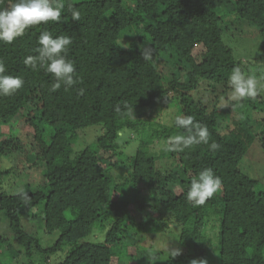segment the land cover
<instances>
[{
  "label": "trees",
  "instance_id": "trees-1",
  "mask_svg": "<svg viewBox=\"0 0 264 264\" xmlns=\"http://www.w3.org/2000/svg\"><path fill=\"white\" fill-rule=\"evenodd\" d=\"M15 2L0 0V8ZM58 2L65 5L59 22L31 26L11 44L0 41L5 74L24 80L13 95L0 96V122L9 127L0 136V157L11 156L24 166L32 156L43 179L35 189L26 184L13 194L0 182V214L14 234L9 245L0 236L1 260L10 252L11 258H27L22 264H37L35 254L49 261L63 251L61 264H119L122 255L130 257L129 238L137 262L157 264L166 256L154 246L159 247V236L174 233L164 230L172 220L179 235L170 259L198 264L208 256L204 229L214 211L217 264H264V174L253 176L241 168L254 140L264 153V94L232 99L229 77L234 68L243 73L245 62L226 40L253 27L264 50V0ZM73 11L79 20L72 19ZM44 31L71 37L75 85L52 91L54 77L25 63L37 56ZM127 34L132 38L126 40ZM160 60L184 73L186 81L177 73L165 80L156 64ZM174 105L179 117L207 127L208 144L167 150L172 138L189 135L176 120H155ZM20 123L25 139L16 132ZM95 124L103 126L102 133L74 154L76 133ZM155 140L163 143L159 153L149 148ZM128 142L133 154L120 150ZM213 142L216 149L210 147ZM123 158L131 170L120 179L114 171ZM206 167L220 177L221 187L203 205H193L187 191ZM18 169L12 165L0 175L14 171L21 178ZM139 212L146 214L139 219ZM36 221L44 233L28 228ZM97 224L106 230L104 240H86ZM146 235L152 245H145Z\"/></svg>",
  "mask_w": 264,
  "mask_h": 264
},
{
  "label": "rangeland",
  "instance_id": "rangeland-1",
  "mask_svg": "<svg viewBox=\"0 0 264 264\" xmlns=\"http://www.w3.org/2000/svg\"><path fill=\"white\" fill-rule=\"evenodd\" d=\"M126 3H130V0H124ZM243 24L247 23H240L238 26H241ZM232 27V31L235 32V27ZM250 26H248L249 28ZM247 29V28H246ZM251 32L255 33L254 28L251 27ZM251 32H244V33H237L236 36H231L229 40V37L226 38L227 41H229V45L233 48L234 53L236 57L242 59L245 64H243V74L245 76H251L257 81V92L260 91L261 94H264V81L261 79L264 75V50L261 48V41L259 38L256 37L255 34ZM126 40H129L132 38L131 35L127 34ZM231 42V43H230ZM245 59V60H244ZM260 61V62H258ZM158 64V68L161 70V72L167 77H165V80H169L173 77V74L177 73L179 76V79L184 82L186 81V75L184 73L180 74L178 71L172 68L171 64L164 65V61L156 62ZM263 82H261V81ZM175 107V108H174ZM163 111V113H161ZM159 114L154 115L156 116L155 120L157 121H166L168 120L170 124L171 121H175L177 117H179L176 112L178 113V110L176 106H169L167 108L164 107ZM175 112V116H173ZM228 116L227 112L224 114ZM226 123H230V120ZM3 124L0 122V125ZM221 127H225V124L221 123ZM0 126V136L8 130L9 127ZM22 125L21 123L16 127V132H18L19 137L25 139L24 134L22 131ZM4 130V131H2ZM103 126L101 124H95L88 126L82 130H80L79 133H76V136L73 138V152L78 153L80 150L84 149L85 147L91 145L96 140L97 136L102 133ZM130 136V133L125 130L123 131V137L126 139ZM122 137V138H123ZM163 143L159 140H155L153 144H150L149 148L153 153H159L160 148L162 147ZM135 147L133 145H130V143H126V145L122 144V147L120 150L125 151L126 154H133L135 152ZM155 151V152H154ZM31 156V155H30ZM122 158V157H119ZM125 158H123V161L118 168L114 171L117 177H120V179H123L126 177L127 174H129L131 167L130 162H128ZM32 156L26 161V164L24 166H21V163H17L16 159H12L11 156L9 157H0V172L11 167L12 165H18V172L22 175L20 178V175L17 176L14 171H12L10 174L4 173L3 175H0V182L3 186V188L10 194L17 193L21 191L26 184H30L32 189H35L39 182H42V173H40L39 169L36 167V165H32ZM241 168L247 172L250 175L256 176L260 175L262 176L264 174V153L261 151V148L258 146L256 141L254 140L251 143L250 149L248 151V154L246 158L244 159ZM146 213L139 212V219L143 218ZM39 221L34 222L33 224L29 223L28 228L38 232L40 234L44 233L43 228L37 229L39 227ZM164 227V230L166 231H174V233L168 234L167 237L161 238L159 236L160 240L157 239V244L159 247L154 246L156 249L164 250L165 251V258L161 259V262L157 264H177L174 261L170 259L168 255L170 252H173L178 246V227L176 224L169 220ZM105 225H107L105 223ZM218 229H219V219L217 217V214L214 213V211H211L210 214L207 217L206 225L204 229V245L205 248L208 251V256L205 258H199L198 264H217L218 255H219V242H218ZM180 232V231H179ZM106 230H102L101 227L97 224L94 227L93 233L86 238L88 241H94L99 242L103 241L105 238ZM0 236L4 239L6 238L5 244H13L14 243V234L10 231L8 226V221L3 216V214H0ZM43 238V237H42ZM43 240V243L45 245H48V239L45 237ZM153 240V235H151V240ZM162 240V242H161ZM145 241L147 244L146 246L152 245L150 242L148 243V236L146 235ZM133 241L129 240V238L126 241V245L128 244V247L126 250L127 254H130V257L128 255H122L121 259L119 261V264H145L146 262L144 260H138L134 259L133 256H131V251L136 249L134 247H131ZM3 244L0 242V245ZM141 244L138 243L137 246H140ZM5 247H2L4 249ZM170 251V252H169ZM12 253H6L3 255L2 260L0 258V264H22V262L28 261L27 258L23 257H17V258H11ZM64 252L59 251L55 255L49 258V261L45 260V256L41 255L40 253H37L33 256L34 261H37V264H61V260H63ZM26 263V262H25Z\"/></svg>",
  "mask_w": 264,
  "mask_h": 264
},
{
  "label": "clouds",
  "instance_id": "clouds-1",
  "mask_svg": "<svg viewBox=\"0 0 264 264\" xmlns=\"http://www.w3.org/2000/svg\"><path fill=\"white\" fill-rule=\"evenodd\" d=\"M64 7L58 0H16L11 6L0 8V41L11 44L23 36L31 26L47 24L50 21L59 22ZM72 19L79 20V12L73 11ZM71 44L70 36L53 37L50 32L44 31L39 37L37 56L25 60L29 66L43 67L54 77L52 91L59 89L61 84L71 87L77 83L74 61L68 57ZM5 73L6 67L0 62V96L13 95L24 85L21 77ZM229 81L233 89V100L256 97L257 81L251 76H245L239 68L233 69ZM175 123L177 127L188 131L189 135H177L172 138L167 145L168 151H183L192 144H208L210 134L207 127L195 124L192 117H177ZM210 147L216 149L218 145L213 142ZM221 183L220 177L213 169L206 167L191 180L186 198L193 205H203L220 189ZM177 254L178 252H175V255Z\"/></svg>",
  "mask_w": 264,
  "mask_h": 264
}]
</instances>
